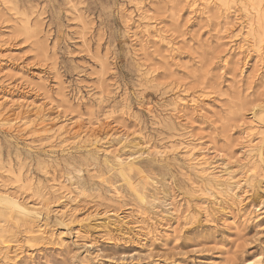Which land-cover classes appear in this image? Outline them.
<instances>
[{
    "label": "rangeland",
    "instance_id": "374dc122",
    "mask_svg": "<svg viewBox=\"0 0 264 264\" xmlns=\"http://www.w3.org/2000/svg\"><path fill=\"white\" fill-rule=\"evenodd\" d=\"M2 193L0 264H264V0H0Z\"/></svg>",
    "mask_w": 264,
    "mask_h": 264
},
{
    "label": "bare ground",
    "instance_id": "6f19581e",
    "mask_svg": "<svg viewBox=\"0 0 264 264\" xmlns=\"http://www.w3.org/2000/svg\"><path fill=\"white\" fill-rule=\"evenodd\" d=\"M9 120V119H8ZM9 122H4L5 125H7ZM205 169V168H204ZM24 202V201H23ZM0 204H4L7 207H9L12 211L13 210H18L20 212H22V214L26 215H30V216H37V211L31 207L28 206L22 202H20L17 197L14 195H10L7 193H2L0 194ZM4 212V211H3ZM19 213V212H18ZM14 214V213H13ZM16 214V213H15ZM4 215V214H3ZM17 215V214H16ZM20 217H22L20 215ZM26 218V217H25ZM28 221V220H27Z\"/></svg>",
    "mask_w": 264,
    "mask_h": 264
}]
</instances>
